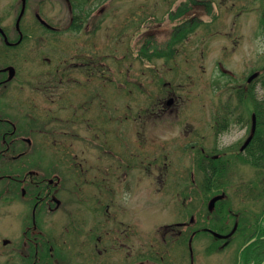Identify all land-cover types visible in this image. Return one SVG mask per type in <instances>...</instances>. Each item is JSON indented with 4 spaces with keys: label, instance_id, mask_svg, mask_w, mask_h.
I'll return each mask as SVG.
<instances>
[{
    "label": "rangeland",
    "instance_id": "374dc122",
    "mask_svg": "<svg viewBox=\"0 0 264 264\" xmlns=\"http://www.w3.org/2000/svg\"><path fill=\"white\" fill-rule=\"evenodd\" d=\"M101 1L104 21L96 37L104 42V132L92 135L98 128L86 123L97 119L88 114L87 120L68 122L70 113L60 99L51 105L57 119L46 127L55 129L60 153L68 146L75 151L76 166L88 168L90 180L97 181L99 173L107 171L105 185L90 180L86 185L80 179L73 188L74 180L65 171L59 174L69 187L60 191L67 196L65 203L59 200L53 209L50 201L36 206L42 236L56 234L67 240L50 262L71 264L70 252L81 246L82 236H73L68 228L73 222L75 228L80 226L85 216L88 235L98 237L89 244V264H234L248 223L264 208V191L258 193L264 174L254 173L248 161L224 154L225 166L215 174L218 187L213 183L207 190V177L219 165L212 159L218 125L230 123L227 129L222 126L225 130L216 140H233L245 128L236 118L246 117L243 124H250V113L258 107L259 100L254 99L253 106L249 94H258L264 102V0ZM5 2L0 0V5ZM32 2L27 0V6ZM26 48V102L49 105L52 100L43 102L34 78L39 46ZM252 72L256 74L247 82ZM171 93L173 103L166 105ZM260 107L264 109V103ZM228 110L233 114L227 120ZM261 118L264 121V115ZM196 139L208 156L193 146ZM67 164L63 160L60 165ZM115 170L119 179L113 184ZM218 193V202L237 209V221L245 226L232 233L223 248L208 252L204 246L222 236L223 229L216 226L225 222L229 229L236 220L235 215L208 208L211 196ZM8 196L0 201V236L9 238L0 245V264H17L21 210L29 215L31 202L23 201L18 186ZM99 198L106 209L94 208L92 217L90 206L98 207ZM181 217L185 224L193 219L189 227L196 237L188 229L179 241L171 235L176 225L162 226Z\"/></svg>",
    "mask_w": 264,
    "mask_h": 264
},
{
    "label": "flooded vegetation",
    "instance_id": "af4514ba",
    "mask_svg": "<svg viewBox=\"0 0 264 264\" xmlns=\"http://www.w3.org/2000/svg\"><path fill=\"white\" fill-rule=\"evenodd\" d=\"M6 1L0 5V201L10 199L9 190L18 186L23 201L31 202L29 215L26 210H21L17 253L20 261L17 264H54L55 261L50 262L54 259L53 254L64 248L67 240L57 239L56 234H51L49 238L42 236L38 215L35 214L36 206L41 207L40 205L50 201L52 202L50 208H54L59 200L65 203L67 196L61 195L60 191L69 187H66L59 177V174L65 171L69 178L74 180L71 182V185L74 184L73 188H76L80 179L86 185L90 181L99 186L105 185L104 175L107 171H101L99 173L101 178L98 175L97 181L90 180L88 168L76 166L79 160H75V151H71L68 146V149L60 153L54 136L55 129L49 128L47 131L46 127L48 122L57 119L51 105L61 100L64 103H60V106H67L70 113L66 118L68 122L87 120L88 114L97 119V123L90 121L86 123V127L97 126V131L93 130L92 135L97 137L104 132V108L101 105L105 86V69L102 61L104 42L96 37V33L100 34L99 30L104 21L101 6L103 3L101 0H33L31 5L27 6L25 3L22 10L21 0ZM51 9L50 14H47ZM29 45L39 46V52L35 56L39 71L34 77L37 84H40L36 86L39 93H44L39 97L43 102H46L48 97L52 100L48 102L49 105L43 107L42 105L39 107L37 103L27 104L25 99L26 74L29 73L25 70L26 47ZM64 83L68 84L67 88L61 86ZM156 84L155 80L153 86ZM53 93L56 95H46ZM242 96L238 94L239 99H242ZM170 97L171 102H168ZM248 97L259 99L256 93ZM168 98L165 100L166 105L173 103L174 95L171 93ZM258 103L260 107L261 103ZM262 113L259 111V114ZM232 114L233 112L228 110L225 118L228 120ZM253 116L254 126H251ZM236 121L245 128L242 134L233 140L222 142L216 140L219 132L225 130L222 126H226L227 129L230 123H222L216 128L215 145L213 143L212 150L216 154H213L212 158L219 160V165L216 164L209 173L211 175L207 177L208 187L213 183L218 187L215 174L218 172L216 170L225 166L227 160L224 154L229 155V158L264 156L263 122L258 120L256 112L251 111L250 124H243L246 117L245 119L237 117ZM197 130H200V124L197 125ZM194 142L196 143L193 146L199 151H205L203 146L198 145V139ZM204 155L208 156V153L205 151ZM221 157L223 159L220 161ZM63 160L68 164L60 165ZM113 174L112 183L115 184L119 179V173L115 170ZM27 184H30V189H27ZM99 200L98 207L90 206L93 207L89 210L93 212L92 217H95L97 212L94 208L99 210L101 208V211L106 209L102 199ZM222 208L223 205L220 203L213 207L217 214ZM179 214L183 216L181 209ZM183 217L182 220L178 218L176 222L162 225L164 228L176 225L177 229H172L171 235H177L179 241L186 234ZM86 220L84 216L80 226L77 225L75 228L73 222V226L68 228L76 237L79 232L82 236L81 246L70 252L71 264L73 262L89 264V244L98 240L97 236L88 235L90 226ZM99 220L101 222L102 218ZM190 221L193 222V219ZM216 227L223 229L225 233L223 235V232L219 231L223 235L220 246L223 248L229 241L231 231H228L225 222H220ZM8 239L6 236H0V245L6 244ZM73 240L74 238L70 241ZM96 252L100 253L101 250L96 249Z\"/></svg>",
    "mask_w": 264,
    "mask_h": 264
},
{
    "label": "trees",
    "instance_id": "16d2710c",
    "mask_svg": "<svg viewBox=\"0 0 264 264\" xmlns=\"http://www.w3.org/2000/svg\"><path fill=\"white\" fill-rule=\"evenodd\" d=\"M168 44L171 45L172 43ZM250 101L254 104V100ZM253 109L258 115V120L262 121L264 124L263 118H261L264 115V109H259L258 107ZM259 111H262L263 113L259 114ZM255 158L256 160L254 161L262 159L258 157ZM246 240H249V242L238 251L237 264H263L262 261L264 258V210L260 214L253 230L248 234Z\"/></svg>",
    "mask_w": 264,
    "mask_h": 264
},
{
    "label": "water",
    "instance_id": "95a60500",
    "mask_svg": "<svg viewBox=\"0 0 264 264\" xmlns=\"http://www.w3.org/2000/svg\"><path fill=\"white\" fill-rule=\"evenodd\" d=\"M24 3H25V0H22V7L24 6ZM252 76H253V74L250 75L248 79H250Z\"/></svg>",
    "mask_w": 264,
    "mask_h": 264
}]
</instances>
